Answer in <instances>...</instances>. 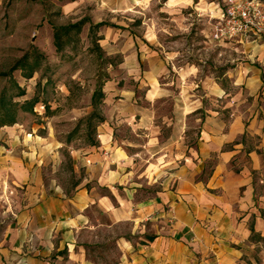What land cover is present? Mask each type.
Returning a JSON list of instances; mask_svg holds the SVG:
<instances>
[{
    "label": "crops",
    "instance_id": "0c3cea01",
    "mask_svg": "<svg viewBox=\"0 0 264 264\" xmlns=\"http://www.w3.org/2000/svg\"><path fill=\"white\" fill-rule=\"evenodd\" d=\"M178 1L163 4L177 11ZM219 46L238 53L224 74L231 91H222L221 111L197 122L198 107L175 106L181 115L167 132L135 121L128 140L114 135L107 108L96 143L71 147L74 182L57 177L63 160L51 128L0 127V176L13 196L0 264H105L89 232L123 223L129 232L115 238L108 264H241L250 239L264 237V40ZM117 85L108 82L107 97L123 90ZM40 128L46 135L35 132ZM143 189L153 197L139 199ZM92 207L106 220L93 218Z\"/></svg>",
    "mask_w": 264,
    "mask_h": 264
},
{
    "label": "rangeland",
    "instance_id": "374dc122",
    "mask_svg": "<svg viewBox=\"0 0 264 264\" xmlns=\"http://www.w3.org/2000/svg\"><path fill=\"white\" fill-rule=\"evenodd\" d=\"M164 2L0 0V127L20 123L29 132L34 125L51 128L50 136L61 144V183L65 176L74 182L73 175L68 177L71 149L96 143L97 126L106 120L107 108L114 135L131 140L135 121H152L167 132L171 118L181 115L172 109L175 106L198 107L191 120L199 122L227 104L222 91L231 88L224 74L238 53L211 39L212 11L223 0H179L177 11ZM99 23L103 25L91 28ZM112 81L127 91L107 97L104 90ZM96 90L102 95L93 100ZM35 132L46 135L47 129ZM190 132L189 144L197 125ZM242 138L253 140L250 135ZM214 163L215 156L206 160L205 175ZM4 181L0 176V246L13 220L10 211L6 213L13 196ZM143 190L139 199L155 193ZM88 212L106 220L95 207ZM128 232V223L89 232L99 241L93 249L103 254L97 260L108 264L115 257V238ZM248 246L241 264H264V237L255 235Z\"/></svg>",
    "mask_w": 264,
    "mask_h": 264
},
{
    "label": "built area",
    "instance_id": "2783aa9c",
    "mask_svg": "<svg viewBox=\"0 0 264 264\" xmlns=\"http://www.w3.org/2000/svg\"><path fill=\"white\" fill-rule=\"evenodd\" d=\"M211 19V39L218 45L264 40V5L260 0H223Z\"/></svg>",
    "mask_w": 264,
    "mask_h": 264
},
{
    "label": "trees",
    "instance_id": "16d2710c",
    "mask_svg": "<svg viewBox=\"0 0 264 264\" xmlns=\"http://www.w3.org/2000/svg\"><path fill=\"white\" fill-rule=\"evenodd\" d=\"M103 24H95V25H93V26H91V28L92 29H95V28H97V27H100V26H102ZM56 35H55V47H56V49H58L59 48V36H58V30H56ZM27 78H30V76H28ZM21 95H24V92H21ZM98 95H102L101 94V92H100V90H96L95 91V93H94V95H93V100H94V98L96 97V96H98ZM103 121V119H101V122ZM3 126V125H2Z\"/></svg>",
    "mask_w": 264,
    "mask_h": 264
}]
</instances>
